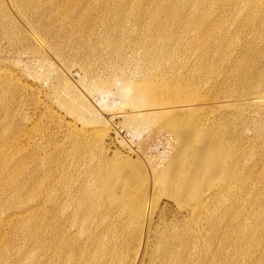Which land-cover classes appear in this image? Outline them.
<instances>
[{
  "label": "bare ground",
  "instance_id": "obj_1",
  "mask_svg": "<svg viewBox=\"0 0 264 264\" xmlns=\"http://www.w3.org/2000/svg\"><path fill=\"white\" fill-rule=\"evenodd\" d=\"M33 4L74 31L93 11L120 32L101 37L123 75L101 93L116 87L130 124L159 120L175 154L155 166L110 157L105 119L76 98L67 109L87 126L32 172L37 159L11 156L0 134V264H264V0ZM164 197L188 212V228L154 227Z\"/></svg>",
  "mask_w": 264,
  "mask_h": 264
},
{
  "label": "rangeland",
  "instance_id": "obj_2",
  "mask_svg": "<svg viewBox=\"0 0 264 264\" xmlns=\"http://www.w3.org/2000/svg\"><path fill=\"white\" fill-rule=\"evenodd\" d=\"M33 1L36 0H0V102L4 101L0 103V127L3 125L0 134L11 139L8 153L14 158L37 159L36 163H26L32 172L44 161L56 159L60 148L73 149L71 133L87 126L86 119L77 118L82 116L80 113L74 115L67 109L68 102L76 98L80 105L86 102L98 113L96 119H105L99 126L107 131L105 147L110 157L120 152L133 161L146 163L147 159V165L151 166L165 162L169 156L170 159L175 154L170 153L167 137L171 135L160 126L159 120L151 117L149 121L145 116L144 123L140 120L139 125L130 124L127 117L132 108L119 100L116 87L110 94L104 93V97L101 93L103 81L116 76L123 78L118 69L122 64L120 56H109L101 37L109 34L114 41L120 38V32L109 29L108 22L100 20L93 11L89 25L81 31H74L73 23L57 21L50 15L42 20L41 1H37L39 6ZM125 53V58L133 57L130 52ZM129 60L133 59L126 61ZM125 68L124 77L130 79L136 67L129 61ZM10 205L11 211L18 209L17 203ZM190 224L188 212L182 211L173 200L162 199L154 227L167 235Z\"/></svg>",
  "mask_w": 264,
  "mask_h": 264
}]
</instances>
